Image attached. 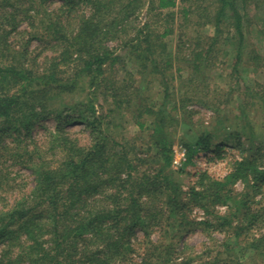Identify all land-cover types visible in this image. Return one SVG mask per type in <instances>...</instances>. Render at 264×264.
<instances>
[{"label":"trees","instance_id":"1","mask_svg":"<svg viewBox=\"0 0 264 264\" xmlns=\"http://www.w3.org/2000/svg\"><path fill=\"white\" fill-rule=\"evenodd\" d=\"M44 1L0 0V264H264V122L260 134L249 123L198 131L180 141L174 169L175 51L165 41L177 7L180 26L194 28L178 34L190 41L187 81L205 78L228 45L231 74L245 81L244 70L263 66L247 37L255 27L264 41V0H62L50 9ZM142 7L148 17L133 25ZM144 75L158 80V101L134 85ZM243 85V106L264 116V82ZM78 90L83 97L72 99ZM127 114L144 136H121ZM77 125L83 138L70 129ZM209 152L227 160V174L200 169L184 190L176 175ZM198 224L208 241L196 251L181 239Z\"/></svg>","mask_w":264,"mask_h":264},{"label":"rangeland","instance_id":"2","mask_svg":"<svg viewBox=\"0 0 264 264\" xmlns=\"http://www.w3.org/2000/svg\"><path fill=\"white\" fill-rule=\"evenodd\" d=\"M62 5V0H46L44 1V6L47 8H54L56 6ZM38 7V6H37ZM40 9V7H38ZM176 10L175 13V32L173 35H170L166 38L167 43V51L178 53L177 50L180 48L178 55L173 56V65L172 70L176 77L174 80L169 82L170 91L173 93V100H176V105L178 110L173 111V115H175L174 120L170 121V136L174 140L173 148L175 150L172 167L176 169L179 166V161L174 162L175 159L180 157V152L183 148L179 145L180 141L184 140H192L198 131L202 129H211L215 131L217 134L222 133L229 130H237L240 131V127L246 123H249L252 131L254 133L260 134L263 131L261 128L262 122H264V116L261 114L260 110H256V108H252L251 106H243L242 99L240 98V93L244 89V83L246 85L253 87L256 82H264V61L263 66L256 71L244 70L243 78L245 77V81H241L242 79L237 78L236 75L231 74L232 70V48L231 46H227L228 54H224L219 56V59L215 63V66L212 67L211 70L205 71L206 76L204 77H195L194 81L188 82V76H190V68L186 63V56L184 53L188 51L185 45H188L190 41H179L181 37H179V31L182 33L194 35V28L191 23H187V27L180 26L181 24V13L180 9L177 7L174 8ZM33 13V10L30 11ZM37 18H40V13L36 15ZM21 16L19 15V18ZM148 14L144 7L137 11V16L132 20L133 25H141L147 19ZM191 17V16H190ZM192 18V17H191ZM135 20V21H134ZM27 20H22L20 23V28H24L26 26ZM255 28V27H254ZM249 34L247 37L251 40V43H255L258 47L259 53L264 57V41L260 39L257 33L254 31ZM207 32H210V30ZM28 36H25V39ZM258 37V38H257ZM24 39V40H25ZM184 40V39H183ZM38 40H33L31 42V49H34L38 46ZM180 43V44H179ZM179 46L177 47V45ZM183 44V45H181ZM114 45V43H111ZM135 82L134 85H139L143 82L144 88L142 92L144 96L150 98L151 101H158L162 96V88L156 78L152 76L144 75L140 80L138 77L134 76ZM203 78V79H202ZM142 79V81H141ZM194 91L197 93L190 101L188 98H183L187 96V93ZM184 94V96H183ZM83 97L82 91H77L72 99L77 100ZM183 100V104L179 102ZM99 104H106L99 99ZM99 107V106H98ZM125 130L123 131V135L126 138H130L133 135H139L137 133V128L132 126L131 120L128 117V114L125 118ZM223 122V123H221ZM228 125V127L224 128L222 125ZM221 123V124H220ZM52 121L49 120L47 125H51ZM70 129L73 131H78L76 135L80 138H83V133L81 131V126H70ZM38 137L43 136V129L39 128L36 130ZM83 140V139H82ZM138 147L140 148V141L137 142ZM212 154L210 152L201 153L199 158L196 160V164L193 166H187L186 168L190 171L188 174H177L176 178L183 185V189L186 190L188 186L195 179V173L200 169H207L208 172L216 178H222L225 176L229 170L227 165V160L221 158L216 160H208ZM183 160V159H181ZM180 160V161H181ZM17 168H12V172H16ZM24 174L29 173L26 170L21 171ZM233 188L235 191L243 190L244 186L240 181H237ZM220 211H224L226 209L225 205L218 206ZM191 217L196 221H202L206 216L202 209L194 208L191 213ZM212 234V237L221 238L222 233L215 231ZM183 241H186L188 244L194 245L195 250L198 251L200 247L205 245L208 241L207 232L202 230L200 224L195 226L192 230L185 233L182 236ZM245 263V262H244Z\"/></svg>","mask_w":264,"mask_h":264},{"label":"built area","instance_id":"3","mask_svg":"<svg viewBox=\"0 0 264 264\" xmlns=\"http://www.w3.org/2000/svg\"><path fill=\"white\" fill-rule=\"evenodd\" d=\"M181 159H184V151L183 150L180 152V157L178 159H175L174 162H178V161L180 162Z\"/></svg>","mask_w":264,"mask_h":264}]
</instances>
